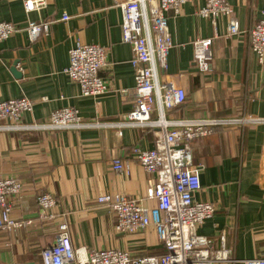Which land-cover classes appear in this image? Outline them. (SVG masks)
Returning a JSON list of instances; mask_svg holds the SVG:
<instances>
[{
    "label": "crops",
    "instance_id": "0c3cea01",
    "mask_svg": "<svg viewBox=\"0 0 264 264\" xmlns=\"http://www.w3.org/2000/svg\"><path fill=\"white\" fill-rule=\"evenodd\" d=\"M40 9H23L22 0H0V20L15 32L0 42V102L18 97L33 100L22 114V128L0 127V178L13 177L23 190L10 211L26 225L0 229V264H41L39 251L52 245L60 223L68 226L73 247L87 251L116 248L134 255L164 252L152 227L136 234L115 230L107 206L96 203L105 194H123L145 207L155 201L146 191L155 181L133 156V148L153 149L158 127L120 124L132 108L135 78L132 48L121 40V8L126 0H45ZM239 33L227 37L225 16L216 21L197 16L203 5L187 3L178 14H167L172 46L160 81L180 84L185 101L166 111L168 121L214 118L208 136L191 140V163L197 166L201 188L196 200L210 202L215 211L195 233L223 245L235 262L264 258V63L249 50L247 30L264 13V0H229ZM64 13L68 18L61 20ZM30 20L49 23L47 33L29 40ZM214 35H217L214 37ZM212 38L211 60L199 71L192 59L194 38ZM92 43L106 49L107 66L100 76L110 83L100 96H82L63 70L73 44ZM16 62L19 75L11 68ZM77 109L84 126L55 129L29 127L46 123L53 110ZM157 113L152 114V119ZM0 118V126L8 124ZM28 126V127H27ZM120 161L124 170L113 169ZM53 195L56 206L39 218L38 194Z\"/></svg>",
    "mask_w": 264,
    "mask_h": 264
},
{
    "label": "built area",
    "instance_id": "2783aa9c",
    "mask_svg": "<svg viewBox=\"0 0 264 264\" xmlns=\"http://www.w3.org/2000/svg\"><path fill=\"white\" fill-rule=\"evenodd\" d=\"M203 2L196 14L209 18L216 25L218 18L227 19L225 36L239 33V23L233 16L229 0H126L121 8V40L132 48L130 58L135 86L132 90V108L119 124L158 127L159 135L153 149L134 147V159L143 170L155 176V181L146 191L147 199L155 201L145 207L134 198L119 193L96 197V203L107 206L116 220L115 230L121 234H136L152 227L164 252L159 255H134L116 248L87 251L73 247L66 223H60L52 245L39 251L41 264H233V252L223 245L211 249L210 241L195 233V229L211 218L215 207L210 202L196 200L194 194L201 188L198 168L191 163V140L208 136L215 125H226L227 120L214 118H191L168 121L166 111L181 105L186 98L183 87L174 81H160L157 68L165 71L166 57L172 42L167 25V14H178L187 3ZM45 0H22L23 9H40ZM68 18L67 13L61 17ZM49 23L30 20L25 29L29 40L38 39L47 33ZM15 32L14 24L0 20V42ZM217 35H214L216 37ZM212 37V38H214ZM212 38H194L192 59L199 71L207 70L211 60ZM249 50L258 63H264V13L247 30ZM68 65L63 70L76 82L82 96L97 97L109 90L110 83L100 76L107 66V53L103 46L76 41L68 52ZM33 100L18 97L0 102V118L8 120L1 128H22L23 113L31 112ZM157 117L152 119V114ZM46 123H32L29 127L81 128L84 126L77 109L67 106L53 110ZM28 127V126H27ZM112 167L117 172L124 170L120 161ZM23 190L22 183L13 177L0 178V229L11 230L26 222L15 220L10 211ZM36 204L39 218L47 219L56 206L53 195L38 194ZM243 264H264V258H249Z\"/></svg>",
    "mask_w": 264,
    "mask_h": 264
},
{
    "label": "water",
    "instance_id": "95a60500",
    "mask_svg": "<svg viewBox=\"0 0 264 264\" xmlns=\"http://www.w3.org/2000/svg\"><path fill=\"white\" fill-rule=\"evenodd\" d=\"M16 62H14L13 64V67L11 68V71L15 74V75H19V73L17 72V69H16Z\"/></svg>",
    "mask_w": 264,
    "mask_h": 264
}]
</instances>
